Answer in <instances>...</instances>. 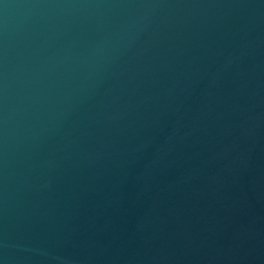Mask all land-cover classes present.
Here are the masks:
<instances>
[{"label": "water", "instance_id": "95a60500", "mask_svg": "<svg viewBox=\"0 0 264 264\" xmlns=\"http://www.w3.org/2000/svg\"><path fill=\"white\" fill-rule=\"evenodd\" d=\"M0 264H264V0H0Z\"/></svg>", "mask_w": 264, "mask_h": 264}]
</instances>
